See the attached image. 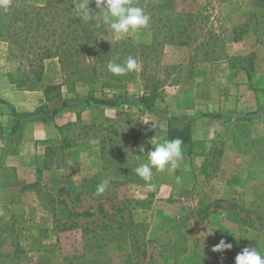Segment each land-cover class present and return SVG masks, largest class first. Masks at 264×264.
Segmentation results:
<instances>
[{
  "label": "rangeland",
  "instance_id": "rangeland-1",
  "mask_svg": "<svg viewBox=\"0 0 264 264\" xmlns=\"http://www.w3.org/2000/svg\"><path fill=\"white\" fill-rule=\"evenodd\" d=\"M48 1L11 0L7 10L0 8V89L10 83L40 93L36 114L21 100L15 112L20 121L29 114L39 121L45 106L57 107L64 99L72 106L52 122L75 120L59 128L62 138L46 158L45 153L28 157L31 169L19 174L1 164L0 150V264H235L244 247L264 252L261 150L233 152L221 132L207 148L198 145V155L185 159L183 149L175 170L153 169L154 191L132 171L137 156L146 159L150 139L164 137L168 115L198 129H217L224 121L227 133L233 131L222 97L233 81L254 76L263 83L264 0H175L168 22L159 19L160 8H144L150 20L137 32L114 35L107 26L98 27L108 62L132 56L141 65L127 73L121 97H112L118 82L109 76L87 81L74 50L62 51L60 10H41L49 15L38 32L55 27L52 41L37 36L36 13ZM86 2L99 11L95 0ZM149 2L160 0H134L139 6ZM71 5L70 18L80 0ZM46 49L56 55L45 57ZM47 86L52 87L48 98ZM105 94L117 106L82 101ZM1 106L7 113L13 108L0 104V116ZM105 179L108 187L97 196ZM221 239L232 248L212 251Z\"/></svg>",
  "mask_w": 264,
  "mask_h": 264
},
{
  "label": "crops",
  "instance_id": "crops-1",
  "mask_svg": "<svg viewBox=\"0 0 264 264\" xmlns=\"http://www.w3.org/2000/svg\"><path fill=\"white\" fill-rule=\"evenodd\" d=\"M12 87L10 83L3 84L2 89H0V98L8 102L16 113L20 111L19 105L22 103L21 100L27 99L29 107L32 106L31 113L36 114L37 112L33 111L34 109H38L40 93L35 90H16ZM260 88H264V80L262 84L257 83L254 76L244 81H233L228 84V88L222 97L221 109L224 112L232 113L230 118L233 124V131L227 133L224 121L217 123V129H198L193 124L191 132L192 143L182 145L183 149L187 152L184 158L187 159V156L198 155L199 153L196 151L198 145H200V148H207V146L211 145L208 141L214 136H219L221 132L223 133V141L226 139L227 141L231 140L233 152H245L250 155L257 150H261L264 154V97L260 98L261 104L259 107L254 91V89ZM228 102H233V104L228 106ZM2 107L3 115L0 116V121L2 123L4 121V123L0 127L1 164L9 168H14L18 174L27 168L31 169L26 163L28 157L43 155L48 146L57 145L58 142L56 141L62 138L63 133V129L60 130L59 128L64 123L66 124V122L75 120L72 118L66 122H58V119H56L54 122L42 123L33 118L32 115L34 114H29L30 116L21 118L22 120L20 121L19 116L10 115ZM15 117L19 119L20 123L18 122L15 133L10 134V122H14ZM257 159L264 163V155L259 156ZM27 193L31 194L32 192L28 191ZM22 201L25 202L24 198H22ZM22 205L24 208L27 207V205Z\"/></svg>",
  "mask_w": 264,
  "mask_h": 264
},
{
  "label": "trees",
  "instance_id": "trees-1",
  "mask_svg": "<svg viewBox=\"0 0 264 264\" xmlns=\"http://www.w3.org/2000/svg\"><path fill=\"white\" fill-rule=\"evenodd\" d=\"M144 1V0H139ZM173 2L175 0H160L157 4L150 3L144 5L143 3L140 5L141 7L145 9L154 10V9H161L163 16H160L159 19H163L164 22L169 21V15L173 14L174 7ZM61 4L62 6L60 7ZM72 0H50L47 2V5L38 8V12L36 13V23L34 26V31L38 32L44 25L46 24V17H48L49 13L46 15L41 13V10H45L46 12H55V10H60V12L56 13V16L58 17L60 24H59V33L58 38L60 41V45L62 46V51L66 52L69 50H74V53L76 54L79 63L83 64L84 66L81 67L79 70L81 73L85 75V77H88L87 81H96L101 80L104 77H110V79H113L114 81L119 83L118 88V94H113L112 97H115L118 95V97H121L123 94H125V90H123V80H128L129 76L127 74L124 75H113L107 70V64L108 60L105 58L106 51H107V42L102 35V31H99V28L95 26L94 21H88L85 22L82 19L79 18V13L77 15H73L72 18H70L69 12L72 8ZM43 8V9H41ZM176 16L178 14H175ZM53 17V15L51 16ZM169 32H171V35L174 34L175 30H171V25L168 26ZM23 27L21 30H24ZM54 31H56V28H52L51 30L45 29L42 32H38L37 36H42L46 41H52V37L55 35ZM170 39H172L170 37ZM169 39V41H170ZM23 41H25V37L22 38ZM21 40V41H22ZM46 56L47 58L52 57L56 54L52 53V49H46ZM91 58V60H90ZM60 61L62 62V58H60ZM93 59L96 60L95 64L93 65ZM52 87L47 86L44 90V94L48 98V89ZM123 91V92H122ZM257 99V104L260 107V98L264 97V88L260 89H254ZM84 105H102L107 107H114L117 106V102L113 98H107L106 94L98 97V96H86L82 99ZM141 101L146 105L145 107L150 108L151 105L150 101L146 98H141ZM0 104H6L8 106L9 103L6 102L4 99L0 98ZM72 102L70 100H61L60 105L54 108H49L48 106H45V110L42 114V117L39 121L42 123H48L52 122L55 117L58 115V113L70 106H72ZM10 115L15 116V110L12 108L9 112ZM167 126L166 131L164 134V137L167 139H174V138H180L183 142V145L192 143L191 138V132H192V123H182L179 118L173 115H168L166 117ZM18 127V121L14 120V124L12 125L10 129V134L15 133L16 129ZM54 150L53 146H48L46 148L44 157L46 158L47 155ZM43 168H47L49 165L48 163H44ZM13 170V169H12Z\"/></svg>",
  "mask_w": 264,
  "mask_h": 264
},
{
  "label": "clouds",
  "instance_id": "clouds-1",
  "mask_svg": "<svg viewBox=\"0 0 264 264\" xmlns=\"http://www.w3.org/2000/svg\"><path fill=\"white\" fill-rule=\"evenodd\" d=\"M10 2L11 0H0V8L7 10ZM88 4L89 2L86 0H80L79 18L85 22L94 21L97 27L107 26L114 35L137 32L147 27L150 20L145 9L134 3V0H95L96 8L99 9L98 12L91 11ZM140 68V63L132 56H129L123 63L109 61L107 64V70L113 75L138 72ZM149 143L151 148L147 150L146 159L141 161L137 156L139 162L132 171L145 182V187L151 192L156 188V185L152 183L153 169L157 172H163L166 169L175 170L183 159V142L180 138L167 139L166 137L157 138L154 136ZM144 151L145 149L141 145L139 152ZM180 179L177 177L176 182L179 183ZM108 184V179L103 180L97 186L96 195L103 194ZM231 248V243L221 239L212 247V251L222 252ZM235 264H264V252L255 247H244L235 256Z\"/></svg>",
  "mask_w": 264,
  "mask_h": 264
}]
</instances>
